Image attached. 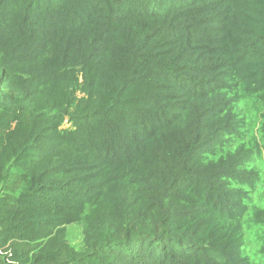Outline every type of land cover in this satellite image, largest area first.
Listing matches in <instances>:
<instances>
[{
    "label": "trees",
    "instance_id": "obj_1",
    "mask_svg": "<svg viewBox=\"0 0 264 264\" xmlns=\"http://www.w3.org/2000/svg\"><path fill=\"white\" fill-rule=\"evenodd\" d=\"M0 264H264V0H0Z\"/></svg>",
    "mask_w": 264,
    "mask_h": 264
},
{
    "label": "rangeland",
    "instance_id": "obj_2",
    "mask_svg": "<svg viewBox=\"0 0 264 264\" xmlns=\"http://www.w3.org/2000/svg\"><path fill=\"white\" fill-rule=\"evenodd\" d=\"M67 240L75 248L81 249L83 245V234L80 225L71 224L68 226Z\"/></svg>",
    "mask_w": 264,
    "mask_h": 264
}]
</instances>
